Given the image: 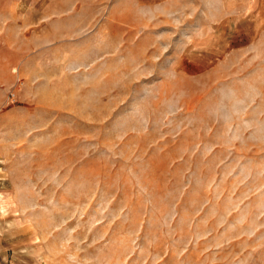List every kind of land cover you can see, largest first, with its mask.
<instances>
[{"label":"rangeland","instance_id":"1","mask_svg":"<svg viewBox=\"0 0 264 264\" xmlns=\"http://www.w3.org/2000/svg\"><path fill=\"white\" fill-rule=\"evenodd\" d=\"M0 264H264V0H0Z\"/></svg>","mask_w":264,"mask_h":264}]
</instances>
